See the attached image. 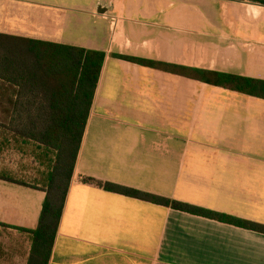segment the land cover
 <instances>
[{
  "label": "crops",
  "instance_id": "1",
  "mask_svg": "<svg viewBox=\"0 0 264 264\" xmlns=\"http://www.w3.org/2000/svg\"><path fill=\"white\" fill-rule=\"evenodd\" d=\"M219 6L242 17L216 18ZM242 12L233 0H0L1 34L107 54L48 264H264L263 233L90 180L264 224V99L174 73L264 79V20ZM46 195L0 178V264H30L19 227L38 228Z\"/></svg>",
  "mask_w": 264,
  "mask_h": 264
},
{
  "label": "trees",
  "instance_id": "2",
  "mask_svg": "<svg viewBox=\"0 0 264 264\" xmlns=\"http://www.w3.org/2000/svg\"><path fill=\"white\" fill-rule=\"evenodd\" d=\"M248 1L264 5V0ZM113 56L167 71L173 67L142 57ZM106 57L102 50L0 33V116L9 118L13 124L23 120L24 133L18 128L14 131L44 147L40 159L54 162L48 177L49 184L44 188L0 175L9 182L40 188L47 193L38 228L19 227L29 233L33 241L30 264H48ZM175 68L174 73L264 99V79L187 66ZM53 151L55 160L49 158ZM90 180L110 192L264 234L263 223L114 182Z\"/></svg>",
  "mask_w": 264,
  "mask_h": 264
},
{
  "label": "rangeland",
  "instance_id": "3",
  "mask_svg": "<svg viewBox=\"0 0 264 264\" xmlns=\"http://www.w3.org/2000/svg\"><path fill=\"white\" fill-rule=\"evenodd\" d=\"M241 2L244 15L249 17L258 16L264 20V6L252 4L248 0ZM199 9L206 11L205 6L201 4ZM256 12L258 13L255 14ZM214 13L216 18H223V13L230 18L242 17L240 9H236L234 6L228 8L225 12L219 6ZM16 128L24 133V121L21 120V122H14L13 124L9 118L0 116V175L10 176L27 184L44 188L49 184L48 177L54 162H50L48 159L44 161L40 159L44 147L14 131ZM49 158L55 160V151L49 154ZM58 195L60 196V191Z\"/></svg>",
  "mask_w": 264,
  "mask_h": 264
},
{
  "label": "water",
  "instance_id": "4",
  "mask_svg": "<svg viewBox=\"0 0 264 264\" xmlns=\"http://www.w3.org/2000/svg\"><path fill=\"white\" fill-rule=\"evenodd\" d=\"M233 1H238V2H241V1H239V0H233ZM252 4H256V5H261V6H264V5H262V4H257V3H252Z\"/></svg>",
  "mask_w": 264,
  "mask_h": 264
},
{
  "label": "bare ground",
  "instance_id": "5",
  "mask_svg": "<svg viewBox=\"0 0 264 264\" xmlns=\"http://www.w3.org/2000/svg\"><path fill=\"white\" fill-rule=\"evenodd\" d=\"M252 6H254V5H252ZM256 6V5H255ZM258 12H256L255 14H257Z\"/></svg>",
  "mask_w": 264,
  "mask_h": 264
}]
</instances>
